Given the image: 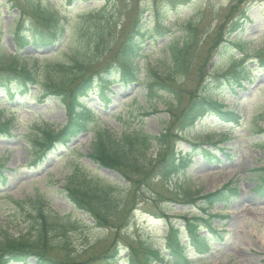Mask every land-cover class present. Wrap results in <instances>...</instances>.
Segmentation results:
<instances>
[{"label": "rangeland", "instance_id": "obj_1", "mask_svg": "<svg viewBox=\"0 0 264 264\" xmlns=\"http://www.w3.org/2000/svg\"><path fill=\"white\" fill-rule=\"evenodd\" d=\"M32 7L53 16L65 27L59 42L35 45L32 36L31 44L20 47L18 33L32 35ZM96 12H101L98 18L115 23L116 28L99 51L92 47L80 55L84 60L98 58L106 50L107 41H112L110 48L115 54L140 19L146 31L141 38L143 53L137 61L140 82L123 86L119 79L106 91L109 104L101 100L99 90L91 92L86 104L96 114L90 127L92 133L80 135L68 147L42 159L35 158L29 141L41 127L62 129L67 124L65 108L52 97L44 102L37 100L40 93L35 87L27 97L16 92L14 100L0 89V111L6 109L1 118L12 124L7 134H0V165L4 166L5 176L0 178V231L7 229L16 237H32L35 207L40 206L50 221L55 214L60 217L59 224H69L66 235L74 262L105 264L111 255L114 230L98 228L91 217L76 210L64 188L73 171L80 168L118 184V194L124 195L129 185L121 176L87 158L96 141L93 132L100 129L119 137L136 131L156 137L165 131L170 126L167 108L177 102L162 82L155 84V75L163 74L170 64V45L193 41L190 73L178 84L182 107L194 96L217 100L223 102L225 112L238 120H223L219 113L207 114L175 138L178 152L200 150L210 154L196 153L186 176L170 189L175 188L181 196L188 190L205 196L233 183L238 192L227 206L219 204L211 211L221 217L212 223L223 236L210 234L209 251L198 255L190 249L186 259L190 264H264V196L254 190L262 174L258 170L264 168V0H0V63L9 65L17 52L20 63L38 73L48 65L71 63L79 49L73 37L79 29L83 41L93 37L90 22ZM243 17L248 20L243 22ZM234 66L249 71V80H241V84L230 81L228 72ZM149 87L154 94H150ZM222 137L226 140L218 147ZM151 153H157L155 144ZM141 187L144 194L138 200L126 237L118 243L119 264H128L129 244L165 249L166 222L160 218V209L176 223L184 215L201 214L200 204L166 200L169 196L164 194V184L155 174L151 175L149 188ZM161 194L163 200L156 201ZM208 233L203 229L201 235ZM3 237L0 234V239ZM163 255H167L165 250ZM51 257L65 259L57 250ZM11 264L38 263L31 257L25 263Z\"/></svg>", "mask_w": 264, "mask_h": 264}, {"label": "trees", "instance_id": "obj_2", "mask_svg": "<svg viewBox=\"0 0 264 264\" xmlns=\"http://www.w3.org/2000/svg\"><path fill=\"white\" fill-rule=\"evenodd\" d=\"M30 9L33 12L30 29L32 35L26 37L18 33L17 41L20 47L25 48L31 44L32 36L35 45L41 46L57 43L64 37L65 27L60 25L53 16L47 15L38 8ZM100 13H93L91 17L93 37L83 41L81 29L76 31L73 38L79 42V49L71 63L48 65L40 73L20 63L19 53L13 55L9 65L0 63V89L5 91L7 98L14 100L16 92H19L22 97H27L32 87H35L40 93L37 100L44 102L52 97L65 108L67 124L62 129L56 131L41 127L31 137L29 144L35 158H45L48 154L67 147L80 134L90 131L96 114L86 104L89 92L99 90L101 100L109 104L111 100L106 95V91L119 82V79L123 82V86L140 82L137 61L143 53L141 38L146 32L140 19L136 21L132 31L122 39L115 54H112L110 48L112 41H107L106 50L103 54H98V58L84 60L80 55L81 51L92 47L99 51L101 45L111 37V30L116 28L115 23L98 18L101 16ZM194 46L193 41L182 46L170 45V64L166 65L163 74L155 75V84L158 81L162 82L165 91L177 102L170 104L167 108L170 126L164 132L156 137L136 131L125 132L119 137H114L104 130L94 131L96 141L88 152L87 158L100 168L117 172L129 185L124 195L118 194V184L103 181L80 168L73 171L64 188L67 198L76 210L91 217L98 228L114 230V239L109 247L111 255L106 257L105 264H119L118 243L126 237L138 200L144 194L141 186L149 188L153 174L159 176L164 184V194L169 196L166 200L177 204L194 206L200 204L201 214L192 217L184 215L180 217L179 225L160 209V218L165 219L166 222L164 240L167 255H163L162 249H153L144 244H129L128 264H190L185 255L190 249L199 255L208 252L210 235H201L203 229H208L215 236H222L212 225L213 216L210 211L217 204L227 206L232 198L237 196L238 188L233 183L205 196H199L190 191L180 196L175 188L170 189L171 185L177 183L179 178L186 174L192 164L191 152L183 154L176 151L175 138L186 128L194 126L208 113H219L226 116L227 120H238L237 116L226 113L223 102L217 100L194 96L188 105L182 107V92L178 84L190 73ZM244 71L234 67L229 72V80L239 81V84L241 80H249L246 76L249 71ZM240 76L242 79L237 80ZM148 89L150 94H154L155 90L151 87ZM5 110L0 111V134L3 135L9 132L12 125L1 118ZM225 140L226 138H222L221 142ZM153 144L157 148L155 156L151 153ZM3 170L4 166L0 165V178H5ZM258 171L262 174L254 190L259 196H264V168ZM163 198L164 195L161 194L156 201L161 202ZM142 202L145 201L142 200ZM35 212V223L31 228L35 235L32 237H16L7 229L0 231V234L4 236L0 239V264L26 262L31 257L36 258L38 264H81L73 261L74 252L70 249L71 242L66 235L69 224L67 222L59 224L60 217L55 214L50 221L40 206L35 207ZM55 250L63 253L65 259L52 258L51 253ZM97 259L100 260L101 257Z\"/></svg>", "mask_w": 264, "mask_h": 264}]
</instances>
